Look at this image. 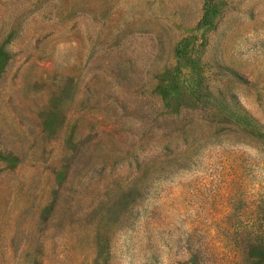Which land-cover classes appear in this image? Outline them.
I'll return each instance as SVG.
<instances>
[{"label":"rangeland","instance_id":"rangeland-1","mask_svg":"<svg viewBox=\"0 0 264 264\" xmlns=\"http://www.w3.org/2000/svg\"><path fill=\"white\" fill-rule=\"evenodd\" d=\"M0 264H264V0H0Z\"/></svg>","mask_w":264,"mask_h":264}]
</instances>
